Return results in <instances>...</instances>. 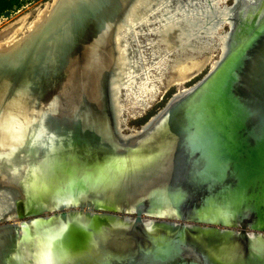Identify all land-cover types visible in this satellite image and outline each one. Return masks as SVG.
Listing matches in <instances>:
<instances>
[{
  "label": "water",
  "instance_id": "water-1",
  "mask_svg": "<svg viewBox=\"0 0 264 264\" xmlns=\"http://www.w3.org/2000/svg\"><path fill=\"white\" fill-rule=\"evenodd\" d=\"M72 1L0 53V264H264V0H232L215 66L124 142L112 46L133 0Z\"/></svg>",
  "mask_w": 264,
  "mask_h": 264
},
{
  "label": "rangeland",
  "instance_id": "rangeland-1",
  "mask_svg": "<svg viewBox=\"0 0 264 264\" xmlns=\"http://www.w3.org/2000/svg\"><path fill=\"white\" fill-rule=\"evenodd\" d=\"M52 3L26 0L0 18V43L6 44L17 32L21 39L26 37L29 26ZM231 4L232 0H142L133 12L127 11L115 34L110 85L119 107L118 117L114 107L113 113L120 133H130L122 132L125 126L138 131L173 95L194 85L217 63L225 49ZM14 166L17 179L27 183L34 196L39 186L34 165L19 161Z\"/></svg>",
  "mask_w": 264,
  "mask_h": 264
},
{
  "label": "bare ground",
  "instance_id": "bare-ground-1",
  "mask_svg": "<svg viewBox=\"0 0 264 264\" xmlns=\"http://www.w3.org/2000/svg\"><path fill=\"white\" fill-rule=\"evenodd\" d=\"M71 2H73V1L72 0H53V3L47 8V10L44 11L41 15H39L38 18L35 21H33L31 26H29V28H30V29L28 28L29 33L26 35V37L24 36L25 38L23 37L21 39V37H22L21 34L22 33L19 34L17 32V34H16L17 36L13 37L9 41H6L5 42L6 44L0 43V48H1L0 49V51H1L0 53L2 54L1 55L2 58L4 60L9 59V58L14 59L15 57H17V55L22 53L31 43H34L36 40H39V41L43 40L45 35L47 34L46 32L52 31L55 27H57L59 25V23L63 19L62 18L63 11L67 8V5L71 4ZM141 2H142V0H133L129 4V6L125 9V11L123 12L122 16L120 17V20L118 21V23L116 24V26L114 28V32H113V46H112V48H113V59H114V54H115V34H116V30H117L118 24H120V22H124L125 21L124 17H125V14H127V11L129 9H130V11L128 13L133 12L134 9H137L139 7ZM197 2H199V1H197ZM208 3H209V1H208ZM209 6H210V4H209ZM198 11H201V10L198 9ZM224 11H225V9H224ZM226 13H228V12H226ZM223 15H224V13H223ZM223 15L221 14V16H222L221 19H223V17L225 18V16H223ZM127 17H128V14H127ZM128 21H129V19H128ZM230 23L231 22H230V18H229V24ZM7 46H9V47H7ZM223 53H224V51H223ZM112 77H113V75H112ZM112 77L110 79V81H111L110 85H112ZM186 90L187 89L180 90V92L176 93L175 96L180 95L181 93H183ZM115 98H116L115 95L113 96L112 91H110V101H111V105H112L111 106L112 113H113V107H114L116 117H118L117 115L119 113V107L115 106V104H114ZM114 124H115V131L117 133V137L122 142L130 139L131 137H134V136L138 135L140 133V131L144 128V125H142L139 129H137L138 131H132V130H128L126 128L125 124H124L125 128L122 129V132H126L127 133V132L130 131V133L127 134V135H123L122 133L119 132L120 131V126L119 125H121V124H120L118 118H117V124L115 122H114ZM12 199H13V193H12L11 190H6V188L0 189V217L4 214V212H6L8 210V208L11 205Z\"/></svg>",
  "mask_w": 264,
  "mask_h": 264
},
{
  "label": "trees",
  "instance_id": "trees-1",
  "mask_svg": "<svg viewBox=\"0 0 264 264\" xmlns=\"http://www.w3.org/2000/svg\"><path fill=\"white\" fill-rule=\"evenodd\" d=\"M26 0H0V18L7 17L19 9Z\"/></svg>",
  "mask_w": 264,
  "mask_h": 264
}]
</instances>
